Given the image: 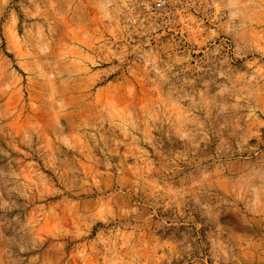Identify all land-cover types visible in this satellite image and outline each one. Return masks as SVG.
I'll use <instances>...</instances> for the list:
<instances>
[{
    "label": "rangeland",
    "instance_id": "rangeland-1",
    "mask_svg": "<svg viewBox=\"0 0 264 264\" xmlns=\"http://www.w3.org/2000/svg\"><path fill=\"white\" fill-rule=\"evenodd\" d=\"M0 0V264H264V0Z\"/></svg>",
    "mask_w": 264,
    "mask_h": 264
},
{
    "label": "built area",
    "instance_id": "built-area-1",
    "mask_svg": "<svg viewBox=\"0 0 264 264\" xmlns=\"http://www.w3.org/2000/svg\"><path fill=\"white\" fill-rule=\"evenodd\" d=\"M168 0H157L154 5L156 11L162 10L167 6Z\"/></svg>",
    "mask_w": 264,
    "mask_h": 264
}]
</instances>
